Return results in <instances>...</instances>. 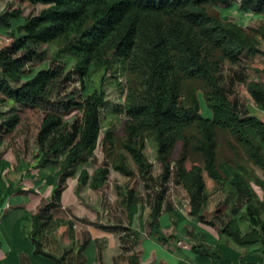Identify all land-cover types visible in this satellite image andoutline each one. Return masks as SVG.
Masks as SVG:
<instances>
[{"label": "trees", "instance_id": "trees-1", "mask_svg": "<svg viewBox=\"0 0 264 264\" xmlns=\"http://www.w3.org/2000/svg\"><path fill=\"white\" fill-rule=\"evenodd\" d=\"M235 1L29 0L32 5H43L45 8L39 15L25 19V25L18 26V31L23 32L24 37L14 39L9 47L0 51V93L5 99L17 104H49L54 91L64 83V70L59 66L50 67L23 84L21 75L26 65L34 59L45 60V54L38 51L40 44L61 39L66 43L65 51L78 60L77 69L82 75H87L91 65L109 68L113 57L132 62L144 75L146 87L143 95L130 104V115L134 121L139 122L137 129H145L155 135L159 155L164 162L161 175L163 189L156 196L150 226L152 233L161 236L157 222L161 202L167 193L164 185L172 176L171 166L166 161L169 149L183 129L196 124L201 130L199 150L204 167L194 165L190 170L178 167L173 174L174 184L184 186L189 193L191 214L194 216L201 212L207 202L204 172L218 184L231 186L236 195L231 214L236 216L247 206L252 223L260 226V229L242 234L236 220L225 221L230 209L227 201L216 206L214 220L221 223L224 233L237 244H261L264 248V219L259 217L260 211L253 207L255 193L241 173L232 170L225 174L220 169L215 134V127L229 130L248 148L255 165L264 171V154L255 137L257 135L264 143V122L242 112L238 102L230 100L231 87L222 85V67L203 54L204 50H218L231 63L237 62L245 51L262 54L258 41L243 28L223 23L211 16L205 7L207 4L228 6ZM240 2L243 9L264 16V0ZM21 18V10L10 12L7 6L5 13L0 15V25L11 27L14 19ZM20 50H24L21 57L17 56ZM186 51L192 55L189 61L183 55ZM71 75L67 74V81ZM185 78H203L211 86L212 92L207 99V106L212 111L211 118L202 115L201 102L195 95L189 104L180 101ZM17 85L20 86L16 88ZM251 97L259 106L264 107L263 91L253 89ZM105 99L106 94L101 91L84 99L79 98L77 102L64 104L66 111L73 107L84 108L82 121L70 123L56 112L45 113L38 137L42 151L39 164L43 167L52 158H64L58 171L59 184L54 190L52 201L46 209L34 216V241L41 228L51 219L48 211L62 207V195L68 179L77 174L78 166L87 163L96 150L101 132V108ZM19 123L20 117L13 115L3 122L2 129L11 132ZM132 153L142 165L150 167L139 150L132 148ZM117 169L131 174L125 168ZM104 174L106 177L108 172ZM78 181L79 190L88 185L86 170L81 171ZM101 184L90 183V187L98 189ZM258 184L262 185V182L259 180ZM130 201H133L131 195ZM123 231L127 234L130 230L123 228ZM125 237L122 238L123 242H127Z\"/></svg>", "mask_w": 264, "mask_h": 264}, {"label": "rangeland", "instance_id": "rangeland-1", "mask_svg": "<svg viewBox=\"0 0 264 264\" xmlns=\"http://www.w3.org/2000/svg\"><path fill=\"white\" fill-rule=\"evenodd\" d=\"M7 6L10 8V12L21 10L22 18L14 19L11 27L0 25V51L9 47L14 39L24 37V33L18 31V26L25 25V19L39 15L45 8L43 5H32L29 0H0V15L5 13ZM205 7L211 16L225 24L240 26L258 41V48L262 54L245 51L235 63L223 58L222 53L218 50H204L203 52L208 60L218 62L222 67V85L226 88L231 87L230 100L237 101L239 110L242 112L255 116L260 107L251 97V91L258 89L264 93V16L252 12L250 9H243L240 0H236L228 6L207 4ZM167 25H169V20H167ZM65 47L66 43L63 39L40 44L38 51L45 54V60L34 59L26 65L21 75V84H23L40 71L50 67L59 66L64 70L62 79L64 83L60 89L54 91L49 104L38 106L17 104L12 100L5 99L0 93V159H7L9 170L12 169L13 164L17 165L18 163V167L27 164L31 171L39 170L42 167L39 164L42 151L39 147L38 137L45 113L56 112L70 123L82 121L84 108L73 107L66 111L64 104L77 102L79 98H87L95 92L104 91L106 94L105 104L101 108V132L97 148L87 163L78 166V172L74 178L69 179L65 192L66 197L62 204L64 208L48 211L50 216L55 217L52 220L55 224L52 225L51 230L55 235L68 233L69 228L78 221L70 208L78 199L77 181L82 170L88 172L89 178L88 185L82 190L91 189L92 197L90 202H84V198H82L80 208L97 215L95 220L98 223L104 219L101 215L105 208L110 211V214L113 213L114 218L120 217L116 213L126 214L129 212L131 192L134 194L144 193L142 199L150 195L155 200L156 195H159L163 189L161 175L164 171V162L159 155L155 135L145 129H137L139 122L134 121L129 111L132 101L141 97L146 87L141 71L132 62L113 57L109 68L91 65L87 75H82L77 69L78 60L71 53L66 52ZM23 53L24 50H20L17 56L21 57ZM183 55L188 61L192 59V55L187 51ZM69 73L72 75L71 79L67 81ZM231 81H233L232 85H230ZM18 86L20 85H17L16 88ZM211 92V86L203 78H185L180 92V101L189 104L195 95L201 102L202 115L211 118L212 111L207 106V99ZM13 115L20 117V123L13 131L5 132L2 129V124ZM251 132L255 135L254 131L251 130ZM215 134L217 163L220 169H224V172L228 174L232 170L238 171L252 188L259 189L258 181H263L260 178L264 175V171L255 165L249 155L248 148L241 144L229 130L215 127ZM255 137L264 154V143L257 135ZM200 140V128L196 124L188 126L176 136L166 157V161L171 166L172 176L164 188H167V191H172V195L177 194L178 203L183 207L188 205L187 201H190V195L184 186L174 184L173 174L178 167L186 170H190L194 165L204 167L203 156L199 150ZM132 148L141 152L145 163L150 167L142 165L134 157ZM63 158H52L43 167L48 166L50 173L58 171ZM117 167L125 168L131 174L121 172ZM106 171L108 174L104 177ZM204 177L210 182L206 172H204ZM101 182L98 189L90 187V183L99 185ZM111 195L113 199H110ZM153 195L155 196L153 197ZM211 196L215 201L228 199L231 204L235 200L234 189L224 184H218L211 192ZM135 203L137 202L135 201ZM253 204V207L259 210L256 199ZM46 207V203L38 205L37 214ZM108 219L110 220L109 217ZM107 229L111 230V228ZM131 262L132 264L136 263L133 260Z\"/></svg>", "mask_w": 264, "mask_h": 264}, {"label": "crops", "instance_id": "crops-1", "mask_svg": "<svg viewBox=\"0 0 264 264\" xmlns=\"http://www.w3.org/2000/svg\"><path fill=\"white\" fill-rule=\"evenodd\" d=\"M259 107L255 116L264 122V107ZM6 161L0 159V264H132L131 260L136 264H264L261 244H237L213 217L216 206L227 201L230 209L224 220H236L242 234H248L260 226L252 223L247 206L236 216L232 215L235 200L232 204L225 198L215 201L211 192L218 183L212 179L208 182L206 178L207 202L196 216L191 214L190 201L183 207L178 203V195L167 191L157 222L162 237L152 233L150 227L156 207V199L152 196L142 199L144 193L131 192L133 201H130L129 212L116 213L120 217L114 218L105 208L101 216L107 220L98 223L97 215L80 208L82 198L84 202L91 201V189H78V199L70 208L78 221L69 232L52 233L55 217L51 216L34 241V216L38 213V205H48L49 200L52 201L60 169L50 173L47 166L31 171L27 164L18 167L15 163L9 170ZM260 179L263 181L259 189H252L259 205V217L264 219V175ZM123 228L130 231L126 234ZM124 236L127 242L122 241Z\"/></svg>", "mask_w": 264, "mask_h": 264}]
</instances>
